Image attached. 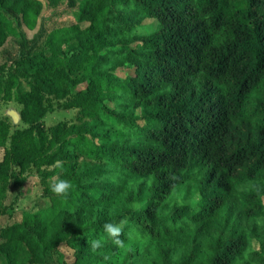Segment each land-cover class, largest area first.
I'll list each match as a JSON object with an SVG mask.
<instances>
[{
    "label": "trees",
    "instance_id": "trees-1",
    "mask_svg": "<svg viewBox=\"0 0 264 264\" xmlns=\"http://www.w3.org/2000/svg\"><path fill=\"white\" fill-rule=\"evenodd\" d=\"M79 1L0 0V264H264V0Z\"/></svg>",
    "mask_w": 264,
    "mask_h": 264
},
{
    "label": "rangeland",
    "instance_id": "rangeland-1",
    "mask_svg": "<svg viewBox=\"0 0 264 264\" xmlns=\"http://www.w3.org/2000/svg\"><path fill=\"white\" fill-rule=\"evenodd\" d=\"M79 3L81 4L82 1L80 0ZM51 10L49 9L48 12H46V17L49 16ZM44 13V12H43ZM71 19L74 20V16H69ZM71 19H59V20H52L51 23H62L66 22L67 20ZM61 20V21H60ZM82 27H86V25H82ZM31 35V34H30ZM16 47L15 44L9 40L8 43L5 45L3 49L0 50V65L4 63V61L7 59L8 54H15ZM132 72L131 69L123 68L120 69L117 74L119 76H126L130 75ZM51 106L53 107L52 113H49L45 119V127L47 130H51L55 126L61 123H67V124H75L78 121L79 113L78 111H66L60 108L58 102L52 100ZM21 107L13 102H0V117L1 118H8L9 122L11 124V134L15 132L17 129H25L26 126L21 122V116H20ZM14 116L17 117V120L14 119ZM20 119V120H19ZM3 151L0 150V157L3 155ZM45 187V183L39 178H31L26 186L25 194L23 198L18 202V205L16 206L17 210L22 211H28V212H35L38 210V200L41 198L43 194V189ZM17 194L16 191L13 189L11 190L9 194V198L7 200L6 204H10V202L14 199L15 195ZM41 202V201H40ZM42 204V203H41ZM10 221L7 217H0V229L5 227ZM58 254L54 255V264H58L57 259L58 255H61L66 261H71L73 259V252L66 247V245H61L58 249Z\"/></svg>",
    "mask_w": 264,
    "mask_h": 264
},
{
    "label": "clouds",
    "instance_id": "clouds-1",
    "mask_svg": "<svg viewBox=\"0 0 264 264\" xmlns=\"http://www.w3.org/2000/svg\"><path fill=\"white\" fill-rule=\"evenodd\" d=\"M71 189V183L66 179H57L54 183L50 185V190L53 194L61 197H67ZM127 218H120L115 221H107L102 224L103 235L99 238H93L90 241V246L93 251L102 247L105 239L111 240V242L119 247L123 244L121 235L127 225Z\"/></svg>",
    "mask_w": 264,
    "mask_h": 264
},
{
    "label": "water",
    "instance_id": "water-1",
    "mask_svg": "<svg viewBox=\"0 0 264 264\" xmlns=\"http://www.w3.org/2000/svg\"><path fill=\"white\" fill-rule=\"evenodd\" d=\"M14 119H15V120H17V117H16V116H14ZM19 120H20V119H19Z\"/></svg>",
    "mask_w": 264,
    "mask_h": 264
}]
</instances>
